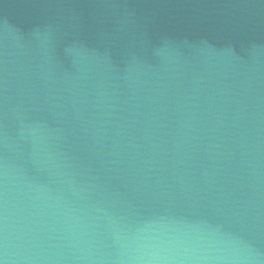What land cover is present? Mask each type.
<instances>
[{
    "label": "water",
    "instance_id": "water-1",
    "mask_svg": "<svg viewBox=\"0 0 264 264\" xmlns=\"http://www.w3.org/2000/svg\"><path fill=\"white\" fill-rule=\"evenodd\" d=\"M0 264H264V0H0Z\"/></svg>",
    "mask_w": 264,
    "mask_h": 264
}]
</instances>
